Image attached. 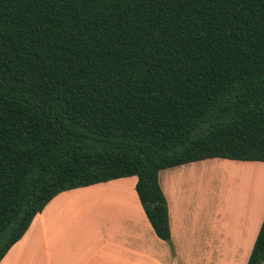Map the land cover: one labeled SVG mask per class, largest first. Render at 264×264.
I'll use <instances>...</instances> for the list:
<instances>
[{
	"label": "trees",
	"instance_id": "1",
	"mask_svg": "<svg viewBox=\"0 0 264 264\" xmlns=\"http://www.w3.org/2000/svg\"><path fill=\"white\" fill-rule=\"evenodd\" d=\"M212 159L264 163V0H0V263L58 195L132 177L170 243L160 173Z\"/></svg>",
	"mask_w": 264,
	"mask_h": 264
},
{
	"label": "crops",
	"instance_id": "2",
	"mask_svg": "<svg viewBox=\"0 0 264 264\" xmlns=\"http://www.w3.org/2000/svg\"><path fill=\"white\" fill-rule=\"evenodd\" d=\"M204 162L210 167L220 163L264 171L262 162L224 159L181 166L161 176L162 171L159 179L169 208L170 243L155 234L136 192L137 178L131 184L135 190L131 199H92L94 194L114 195L115 189L124 193L120 184L129 178L64 192L36 216L0 264H248L264 221V203L247 201L232 225L224 213H211V203L190 198L195 185L183 184L179 192L176 185L168 186L179 172L196 171ZM108 204L117 208L106 210Z\"/></svg>",
	"mask_w": 264,
	"mask_h": 264
},
{
	"label": "rangeland",
	"instance_id": "3",
	"mask_svg": "<svg viewBox=\"0 0 264 264\" xmlns=\"http://www.w3.org/2000/svg\"><path fill=\"white\" fill-rule=\"evenodd\" d=\"M207 162L198 165V170L196 171H181L179 175L174 179L168 182V186L174 187L177 186V191H181L183 184L195 185V193L190 195L195 201H198L202 204L211 203L210 211L214 214H221L230 218L229 222L233 225V219L241 214V209L244 206L248 205L252 200H259L260 204L264 203V171L254 167H241L230 164H221L220 163H210L214 164L212 167L207 166ZM180 168H173L162 172L161 176L164 173L176 172ZM230 170V172H228ZM236 173V174H235ZM136 180V178H129L127 183H122L120 186L124 188V193L118 191L120 189H115L116 193L111 196H101L94 194L92 199L100 200L103 199H114L123 198L131 199L135 190L132 189L131 184ZM209 180L211 184H209ZM127 185V186H125ZM212 185V186H211ZM119 188V187H118ZM121 188V187H120ZM134 191V192H133ZM190 193L191 190L188 188L186 191ZM173 193H176V189ZM136 195V194H135ZM200 200H199V199ZM112 207V208H110ZM214 207L216 211L214 212ZM108 209H116L111 204H108L106 207Z\"/></svg>",
	"mask_w": 264,
	"mask_h": 264
},
{
	"label": "bare ground",
	"instance_id": "4",
	"mask_svg": "<svg viewBox=\"0 0 264 264\" xmlns=\"http://www.w3.org/2000/svg\"><path fill=\"white\" fill-rule=\"evenodd\" d=\"M228 172H230V170H228ZM236 174V173H235ZM209 184H211L210 180H209ZM212 186V185H211Z\"/></svg>",
	"mask_w": 264,
	"mask_h": 264
}]
</instances>
